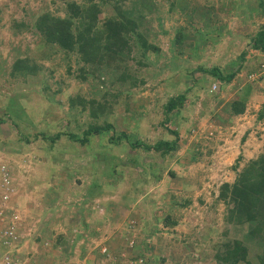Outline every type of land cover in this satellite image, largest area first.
<instances>
[{"label": "rangeland", "instance_id": "obj_1", "mask_svg": "<svg viewBox=\"0 0 264 264\" xmlns=\"http://www.w3.org/2000/svg\"><path fill=\"white\" fill-rule=\"evenodd\" d=\"M93 1L101 4L99 0ZM259 1L153 0L143 6L145 0H126L125 9L137 17L138 29L147 42L153 41L160 47L161 54L156 57L148 51L145 56H139L133 50L135 59L141 58L147 66V70L136 68L139 70L137 77L143 76L147 82L129 87L125 94L112 96L122 85H104L98 79L105 80L109 68L114 72L113 65L108 67L104 61L87 64L85 79L81 80L77 78L79 64L68 59L69 55L44 45L36 33L33 23L40 13L63 15L61 0H0V115L6 113V120L0 123V139L12 141L9 150L12 146L13 150L21 146L16 141L20 134L10 119L29 126L22 132L23 137H19L23 142L28 132L33 137L39 132L50 135L61 130L73 131L75 120L69 125H64L62 120L71 121L70 116L75 118L77 114L78 122L86 116L80 118L78 111L69 107L68 96L77 92L101 101L102 90L107 91L104 99L110 100L112 105L110 112L100 115L98 121L105 117L113 123L116 133L124 131L135 137L137 132L149 142L157 137L169 138L158 124L160 110L151 118L147 115L153 106L160 108L159 104L166 98L164 86L168 92L180 93L191 82L196 88L204 76L195 72V67L209 65L214 62V55L222 54L217 46L212 47L215 42L233 39L231 48L235 47L241 35L249 37L260 23H264L263 17L248 13ZM261 1L264 7V0ZM100 6L102 14H112L110 6ZM208 12L209 23L214 26L207 27L204 37L198 39L196 31L203 29L202 20L208 19ZM14 23H22V26ZM180 28L183 50L181 53L169 51L167 47ZM242 47L246 50L242 68L220 93L222 99L216 109L209 112L212 104L208 100L201 105L200 101L205 99L202 88H189L182 104V118L178 120V147L172 158L166 161L144 154V161L153 159L163 167L158 182L146 189L140 187L146 194L144 197L138 194L135 200H130L133 193L129 180L140 177L139 167L117 166L114 179L105 181L101 187L90 186L92 173L89 174L88 169H83L82 173L78 166L87 167L86 159L92 154H85L88 148H78V143H71L64 136L54 142L55 159L44 155L43 149L49 142L40 138L24 146L18 157L0 152V164H10L9 173L14 176L9 198L4 202L8 209L0 214V228L9 226L7 217H11L12 212L17 215L10 220L12 233L17 227V240L13 245L10 243L12 263L33 264L35 257L44 254L43 264H109L120 253L129 255L132 242H141L143 246L137 249L144 248L153 264H214L210 244L218 243L223 236L242 240L252 258L261 252L264 242L252 238L248 225L225 223L224 205L214 203L219 185L231 182L236 174L234 168L240 169L247 160L255 158L264 145V54L254 51L250 45ZM237 48L230 51L238 53ZM16 59L29 63L33 59L39 69L26 80L16 79L10 75ZM227 59L231 57L225 54L220 60L225 68L234 71L236 65ZM128 64L130 69L136 67L134 59ZM59 86L60 90L55 91ZM209 87L212 89L211 84ZM236 95L245 98V109L231 118L225 106ZM23 104L28 106L26 112L31 113L32 121L27 118ZM175 123L174 115H170L165 125L175 127ZM119 144L113 152L120 157L135 151L126 146L125 151H121ZM2 147L0 141V149ZM95 166L98 173L102 165L98 162ZM74 167L75 171L69 173ZM167 171L174 174L168 175ZM91 192L94 196L87 200L84 194L88 196ZM186 198L190 202L179 207L174 226L165 227L157 222L158 231L147 232L158 217L172 209L171 203ZM162 204L165 205L163 209L160 208ZM140 229L146 230L141 238ZM124 231L131 233L129 241H125ZM76 232L81 234L78 239H75ZM58 233L63 238L55 245L53 240ZM103 247L107 256L99 253Z\"/></svg>", "mask_w": 264, "mask_h": 264}, {"label": "trees", "instance_id": "obj_2", "mask_svg": "<svg viewBox=\"0 0 264 264\" xmlns=\"http://www.w3.org/2000/svg\"><path fill=\"white\" fill-rule=\"evenodd\" d=\"M61 1L63 3V15H52L47 11L42 12L39 14V17L35 19L33 27L44 45L49 46V48L53 47V50L56 49L63 53V55H69L68 59H73L76 64H79L77 78L81 80L85 79L84 73L87 71V64H100L101 61H104L108 67L113 65L115 71L110 72V68L107 72L104 71L107 73V78L105 80L97 78L99 82L104 85L106 83H109V85L113 83H117L119 86L122 85L120 90L112 93V96L125 94L129 87L134 88L147 82L143 76L137 77V73L139 70H142V67L144 70H147L146 63L142 61L141 58L135 59L132 52L136 50V54L145 56L149 51L156 57H159L161 54L159 52L160 47L153 41L147 42V39H145L144 35L138 29L137 17L131 16V13L125 9L124 2L126 0H99L101 3L100 5L110 6L112 14L109 15L102 14L103 11L100 8L101 6L93 0ZM151 1L145 0L143 6L147 5V3L150 4ZM248 13H256L258 17L264 18L262 1L260 0L258 2L257 7L248 10ZM209 14L210 12L207 13L208 19L202 20L203 29H198L196 31V33H198V39H201L202 36L204 37V30L207 27L214 26V23H209L211 19V17L209 19ZM14 25L18 27L19 25L22 26V23H14ZM220 28L222 27L220 26ZM181 32H183L182 28H180V30L177 29L175 32L173 40L167 47V49L170 48L169 51L177 50L178 53H181L183 50ZM239 38L240 39L236 42L237 46L232 47L233 49L238 47V53L230 51L232 49L231 43H233L231 40L233 39H227L225 41L218 40L212 46H217L221 49L222 54H220L223 57H225V54H227V57H231L230 60H227L230 64L236 65L234 71L225 68L226 65H223V61L220 60L222 59L221 55H214V62L211 64L205 66L198 65L194 69L195 72L204 76V79H199L200 83L197 84L196 88H202L203 94L205 95V99L200 101L201 105H204L206 100L212 104V108L209 112L217 108L222 99L220 93L223 92L226 85L235 78L239 68H242L246 54V50L242 46L250 45V48L254 51L264 54V23H260L249 37L241 35ZM201 48V50H203L204 47ZM131 59H134L136 67L130 69L128 61ZM31 60L32 63H29V61L25 59H16L11 66L10 75L16 77V79L26 80L28 76L35 74L39 69V64L34 63L33 59ZM225 63L226 61L224 64ZM178 66H180L179 63ZM137 67L139 70L136 69ZM263 69L264 65L262 70ZM70 71L71 68L68 67L67 72L70 73ZM152 82L153 81H150L149 83ZM210 84L211 87L215 84V88L210 89ZM190 87L193 90L196 89L193 82H191L188 86L183 88V92L180 93L176 90L168 92L167 87L164 86L167 96L159 104L160 108L153 106L147 113L148 118H151L153 114L155 116L157 113L160 115L161 119L158 121V124L160 125V129L170 136L169 138L157 137L153 142H149L145 138L143 139L140 137L137 132L135 137L124 131L116 133L113 123L105 119V117L98 121L100 115L105 116L110 112L109 109L112 103L110 100L104 99L107 91L102 90L101 101L93 97H84L75 92L68 96L67 104L70 108L78 111L77 113L80 115V118L86 116V119L83 118L77 122L75 119L78 116L77 114H75V118L70 116L71 121L69 119L65 121L62 120L61 117L59 118V120L63 121L64 125H69L75 120V128L73 131L61 130L60 132L51 133L50 135H47L46 132H39L34 134L33 137H31L28 132L23 142L19 137H23L22 132L28 129L29 126L27 127L26 124L10 119V123L20 134V136L16 137V141L20 143L21 146L17 150H13L12 146V150H9L12 141H3L1 138L2 140L0 139V141L4 149H2L3 153H7L8 157L11 155L18 157L24 146L26 147L29 145L30 141L40 138L42 141L49 142L43 149L44 155L47 156V154H49L50 158L55 159L57 156H53V154L57 152V150L54 149V142L60 136H64L67 141L78 143V148L80 146L88 148L85 154H92V157L86 159L85 166L87 167H84V165L78 166V168L80 167V170H82V173H84L83 169H88L89 174L92 173L91 181L88 182L92 187H101V184L105 181L114 179L117 166L124 168L130 167L132 169L139 167L140 171L138 172V177H140L137 178L138 180H129L133 193L130 200L133 201L135 200L134 197L138 194H142L141 196L143 197L146 195L141 192L140 187L146 189L147 186L149 187L151 184L158 182L163 172L162 165L159 166L153 159L144 161V154L150 156V158L159 156L168 161L172 158L174 151H176L179 136L177 127L180 125L178 120L182 118V104L186 99V93L190 91ZM60 88V86L57 87L55 91H59ZM26 99H29L28 96ZM244 99V97L239 98L238 95H236L226 104L225 110L230 117L240 115L244 112ZM193 103L195 102L193 101ZM26 107L28 106L23 104L22 108L27 118L32 121L30 116L31 113L29 111L26 112ZM157 110H160V112H157ZM137 111L140 112V110ZM84 112L86 113L83 114ZM65 115L69 117L67 113ZM170 115H174L176 119L175 127L165 125V123H169ZM5 120L6 113H3L0 115V123ZM44 122H48V119H45ZM47 125L50 126L51 124L48 122ZM151 126L153 127L154 125L151 124ZM137 130L138 129H136V131ZM117 144H119L118 146L121 151H125V146L135 151L133 153L126 152L120 157L113 152V148H118ZM91 147H93V149H91ZM98 162L101 163L102 169L96 173L97 166L95 165ZM5 165L9 166L10 164L5 163ZM92 166L95 168L92 169ZM234 170L236 174L233 180L231 182H222L219 185L214 203L221 202L224 205L225 213L223 215V221L225 223L236 225L247 224L252 238L259 240V242L260 240L264 242V145L260 154L253 159L247 160L246 164L240 169L234 168ZM68 171L69 173L75 171V167ZM92 171H94V173ZM167 172L168 175L174 174L172 171ZM13 177L14 176H12L11 179ZM92 193L93 192L88 193V196L84 194L87 200L93 198L94 195ZM189 202L190 200L186 198L180 200L178 203H171L173 210H166L161 217H158L156 221H154L147 232L151 234L156 233L158 231L156 227L157 222H160L165 227L174 226L177 223L178 215L176 213L179 211V207H183L189 204ZM163 207H165V205L162 204L160 208L163 209ZM141 218L143 219V217ZM145 233L146 230L140 229L139 238L144 236ZM124 235L125 241H129L131 233L124 231ZM80 236L81 234L76 232L75 239H78ZM39 238L40 237H36V239ZM61 238H63L62 234H56L53 240L55 245L60 242ZM142 246L143 244L141 242H139V244L132 242L129 248L131 257L136 263L138 259H142L140 264H153L144 253V248H141L142 250L140 251L137 249ZM210 247L213 251L212 258L214 264H264V246L262 247V251L256 253L253 258L249 254L248 246L243 243L242 240L236 238L223 236L218 243H211Z\"/></svg>", "mask_w": 264, "mask_h": 264}, {"label": "clouds", "instance_id": "obj_3", "mask_svg": "<svg viewBox=\"0 0 264 264\" xmlns=\"http://www.w3.org/2000/svg\"><path fill=\"white\" fill-rule=\"evenodd\" d=\"M3 165L5 167H7L8 172H9L8 166H6L5 164H3ZM9 180H10V182H9L10 185L8 186V189L5 190V191L0 192V214L3 213L5 209H8V208H5L4 207V202L6 201V199L9 198V189L12 187V185H11V183H12L11 173H9ZM13 215L17 216L16 213L12 212L11 217L10 216L7 217L9 219V221H8L9 224L11 222L10 220H14V219H12V216ZM5 228L6 227H1L0 228V264H10V263H12V259H13L12 250H13V248H11L10 243H12V245H13V243L15 242V240H17V233L15 232V230L17 229V227L13 230V235L15 236V238H10V237L9 238H6L4 235H2V232H3V230H5ZM104 252H99V253L100 254H104V255L106 254V256H107L108 254L106 252L105 253ZM4 256H7L8 257L7 262L4 261ZM64 257H66V256L64 255Z\"/></svg>", "mask_w": 264, "mask_h": 264}, {"label": "built area", "instance_id": "obj_4", "mask_svg": "<svg viewBox=\"0 0 264 264\" xmlns=\"http://www.w3.org/2000/svg\"><path fill=\"white\" fill-rule=\"evenodd\" d=\"M212 88H215V84H213ZM9 172L7 167H5L4 165H0V192L5 191L8 189V185H9ZM16 216L13 215L12 219H15ZM10 226V228H9ZM9 226H7L5 228V230H3V235L6 238H15V236L13 235V233L11 232L12 229V222H10ZM131 245V244H130ZM105 248L103 247L101 249L100 252H104ZM8 257L4 256V261L7 262ZM142 262V259H138L137 263L133 260V258L131 257V255H125V254H118L117 257L115 259H113L112 261L109 262V264H140Z\"/></svg>", "mask_w": 264, "mask_h": 264}, {"label": "crops", "instance_id": "obj_5", "mask_svg": "<svg viewBox=\"0 0 264 264\" xmlns=\"http://www.w3.org/2000/svg\"><path fill=\"white\" fill-rule=\"evenodd\" d=\"M235 117V116H234ZM233 118V116L231 117ZM3 148L0 149V152H3L2 150ZM47 254V252H46ZM43 257V258H42ZM46 257H44V254H39V257H35L34 259V263L33 264H43L44 260H45Z\"/></svg>", "mask_w": 264, "mask_h": 264}]
</instances>
